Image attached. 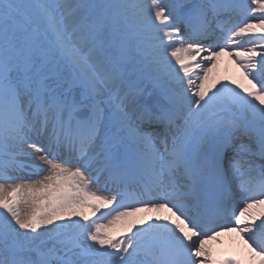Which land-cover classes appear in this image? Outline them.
Segmentation results:
<instances>
[{
    "label": "snow or ice",
    "instance_id": "snow-or-ice-1",
    "mask_svg": "<svg viewBox=\"0 0 264 264\" xmlns=\"http://www.w3.org/2000/svg\"><path fill=\"white\" fill-rule=\"evenodd\" d=\"M0 264H264V0H0Z\"/></svg>",
    "mask_w": 264,
    "mask_h": 264
},
{
    "label": "bare ground",
    "instance_id": "bare-ground-1",
    "mask_svg": "<svg viewBox=\"0 0 264 264\" xmlns=\"http://www.w3.org/2000/svg\"><path fill=\"white\" fill-rule=\"evenodd\" d=\"M227 58L228 59V64H224V62L221 59ZM214 75L220 77V78H225L227 77L229 80L231 79H236L238 82L241 79L240 76V70L237 68V66L227 57V56H222L220 58V62L217 66L216 69H214L213 72ZM99 215V213L97 214ZM147 215H149L148 213H139L137 214L136 217H134L133 219H135L137 222H139V220L145 218ZM220 243L217 242H213V247L218 249L220 251V248L224 247L227 250H233L235 247V243L234 242H238V238L235 237V234L229 235V234H222L220 237Z\"/></svg>",
    "mask_w": 264,
    "mask_h": 264
}]
</instances>
